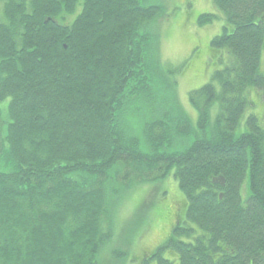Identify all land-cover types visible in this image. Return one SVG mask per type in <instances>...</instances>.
Returning a JSON list of instances; mask_svg holds the SVG:
<instances>
[{
	"label": "trees",
	"instance_id": "16d2710c",
	"mask_svg": "<svg viewBox=\"0 0 264 264\" xmlns=\"http://www.w3.org/2000/svg\"><path fill=\"white\" fill-rule=\"evenodd\" d=\"M212 1L225 24L209 45L224 67L187 96L195 131L180 107L163 106L174 70L153 62L143 28L158 7L0 0V264H97L118 179L169 174L187 227L142 263L264 264V128L250 115L234 135L248 88L264 91V0Z\"/></svg>",
	"mask_w": 264,
	"mask_h": 264
},
{
	"label": "rangeland",
	"instance_id": "374dc122",
	"mask_svg": "<svg viewBox=\"0 0 264 264\" xmlns=\"http://www.w3.org/2000/svg\"><path fill=\"white\" fill-rule=\"evenodd\" d=\"M144 6L160 8V13L143 28L152 36L149 54L157 67H167L173 72L162 82L165 88L166 104L180 107L190 120L191 127L197 129L196 111L188 104L189 92L201 88L211 81L212 74L222 69L216 54L210 48V40L222 33L224 18L216 10L212 0H141ZM201 14L215 15L212 22L198 24ZM264 45V44H263ZM225 59V56L223 57ZM264 68V48L261 50L260 68ZM180 69V70H177ZM169 87V88H168ZM247 106L234 130L235 137L247 130V117H257L264 128V91L248 88ZM9 99L0 104L3 117ZM218 104L213 103L209 118L212 122L218 113ZM7 167L0 163V171ZM249 178L246 175L241 186L243 201L248 194ZM117 192L113 196L110 209L114 214L111 239L101 249L97 264H157L155 259L142 257L157 247H164L172 227L182 224L185 215L186 197L178 187L172 174L154 182L131 181V178L118 179ZM187 227V226H186ZM173 234V233H172ZM194 235H196L194 233ZM172 236V235H171ZM170 236V237H171ZM166 237V238H165ZM187 241L185 238H178ZM169 249L161 252L167 259ZM176 256L172 264H179Z\"/></svg>",
	"mask_w": 264,
	"mask_h": 264
}]
</instances>
